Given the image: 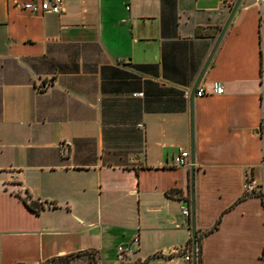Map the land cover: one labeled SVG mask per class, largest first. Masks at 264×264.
<instances>
[{
	"label": "crops",
	"instance_id": "0c3cea01",
	"mask_svg": "<svg viewBox=\"0 0 264 264\" xmlns=\"http://www.w3.org/2000/svg\"><path fill=\"white\" fill-rule=\"evenodd\" d=\"M15 1L0 0V264H121V245L127 264H192L191 166L173 162L191 108L203 264H264V193L244 194L247 176L264 185V0L241 2L204 75L237 0Z\"/></svg>",
	"mask_w": 264,
	"mask_h": 264
},
{
	"label": "built area",
	"instance_id": "2783aa9c",
	"mask_svg": "<svg viewBox=\"0 0 264 264\" xmlns=\"http://www.w3.org/2000/svg\"><path fill=\"white\" fill-rule=\"evenodd\" d=\"M15 6L25 12L32 15L38 14H55L61 15L64 12V0H42L39 4L35 2H21L15 1ZM224 94V89L220 83H214L212 90H208L204 87L197 91V97L201 98L207 95L220 96ZM135 97H143V94H135ZM173 162L175 166L180 168H189L191 166V154L189 150H180L179 153L174 157ZM13 178H16L13 173ZM264 185L261 184L257 179L252 176H247L244 184V194L249 196L263 195ZM183 215L186 218H190V209L188 207L183 208ZM137 242V239L135 240ZM134 250L131 245H121L118 248V259L119 262H125L127 259L132 257ZM186 260L192 263V256H186Z\"/></svg>",
	"mask_w": 264,
	"mask_h": 264
},
{
	"label": "water",
	"instance_id": "95a60500",
	"mask_svg": "<svg viewBox=\"0 0 264 264\" xmlns=\"http://www.w3.org/2000/svg\"><path fill=\"white\" fill-rule=\"evenodd\" d=\"M243 0H237L235 3L230 17L228 21L226 22V25L222 29V32L215 44V47L211 53V56L209 58L208 64L206 65L203 75L211 62V59L213 58L217 48L219 47V44L221 43L223 36L225 35L233 17L235 16L241 2ZM202 75V76H203ZM191 188H192V205H191V220H192V242H193V250H192V264H197L198 261V246H197V228H196V201H195V142H194V126H193V108H191Z\"/></svg>",
	"mask_w": 264,
	"mask_h": 264
},
{
	"label": "trees",
	"instance_id": "16d2710c",
	"mask_svg": "<svg viewBox=\"0 0 264 264\" xmlns=\"http://www.w3.org/2000/svg\"><path fill=\"white\" fill-rule=\"evenodd\" d=\"M25 203L27 204V206L31 210H33L36 213H40L45 208L43 204H38V203H34V202H32L31 204H28L26 202V200H25ZM202 239H203V235L202 234L198 235V238H197V246H198V261H197V264H203ZM189 246H190V249L193 247L192 239H191V241L189 243ZM76 256H78V255H70V256H65L63 258H57V259H54V260H52L51 262H48V263L71 264ZM48 263H46V264H48ZM90 264H98L95 256H91ZM121 264H124V262H122ZM136 264H145V263L140 262V263H136Z\"/></svg>",
	"mask_w": 264,
	"mask_h": 264
},
{
	"label": "rangeland",
	"instance_id": "374dc122",
	"mask_svg": "<svg viewBox=\"0 0 264 264\" xmlns=\"http://www.w3.org/2000/svg\"><path fill=\"white\" fill-rule=\"evenodd\" d=\"M124 264H127V263H124Z\"/></svg>",
	"mask_w": 264,
	"mask_h": 264
}]
</instances>
